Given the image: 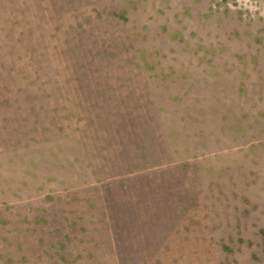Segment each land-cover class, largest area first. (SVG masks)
I'll list each match as a JSON object with an SVG mask.
<instances>
[{"label": "rangeland", "instance_id": "obj_1", "mask_svg": "<svg viewBox=\"0 0 264 264\" xmlns=\"http://www.w3.org/2000/svg\"><path fill=\"white\" fill-rule=\"evenodd\" d=\"M0 264H264V0H0Z\"/></svg>", "mask_w": 264, "mask_h": 264}]
</instances>
